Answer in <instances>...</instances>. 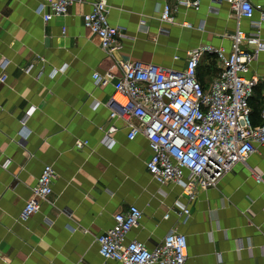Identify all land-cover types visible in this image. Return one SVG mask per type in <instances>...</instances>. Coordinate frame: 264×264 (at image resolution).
<instances>
[{
  "label": "crops",
  "instance_id": "crops-1",
  "mask_svg": "<svg viewBox=\"0 0 264 264\" xmlns=\"http://www.w3.org/2000/svg\"><path fill=\"white\" fill-rule=\"evenodd\" d=\"M95 1L75 0L67 14L44 21L41 0H0V66L9 61L5 71L0 67V77L6 75L0 80V264H118L100 255L97 237L131 205L143 216L127 240L152 249L175 230L187 237L185 264H262L264 186L252 172L264 167V144L189 201L181 185H162L150 175L148 141L143 134L129 140L123 120L114 121V144L101 142L114 86H98L92 75L119 77L120 63L130 60L184 68L191 49L212 45L228 52L238 26L264 39V0H254L263 6L253 19L238 17L228 0H200L198 7L178 6L174 23L162 22L159 13L175 0H102L109 22L121 27L112 53L83 23ZM243 47L253 51L254 45ZM219 71L217 57L204 53L200 81L208 85ZM248 76L257 78L249 103L258 125L264 50ZM77 139L88 145L77 148ZM46 164L55 172L52 194L39 212L21 219ZM178 203L190 210L186 221Z\"/></svg>",
  "mask_w": 264,
  "mask_h": 264
},
{
  "label": "built area",
  "instance_id": "built-area-1",
  "mask_svg": "<svg viewBox=\"0 0 264 264\" xmlns=\"http://www.w3.org/2000/svg\"><path fill=\"white\" fill-rule=\"evenodd\" d=\"M42 19L49 21L67 14L75 0H41ZM175 6L164 4L159 13L162 22L174 23L173 12L178 6L198 7L200 0H175ZM238 17L253 19L255 11L263 6L254 0H228ZM109 9L102 0H96L92 9L83 15L84 26L99 37L108 53L116 49L115 43L121 27L108 19ZM185 26H191L185 22ZM231 37V48L204 45L187 53L184 68H167L141 61L120 63L123 74L112 71L95 72L93 80L98 86L112 83L114 91L105 105L109 123L101 127V142L114 144L113 134L119 129L115 120L121 119L127 129V138L134 140L145 135L150 157L146 168L159 184L172 182L184 189L189 201L200 190L215 187L240 161H245L257 145L264 144V97L261 101V124L251 120L250 97L257 84L256 77L248 76L251 63L264 50V39L247 33L239 26ZM254 45L253 51L243 46ZM219 61V74L208 85L198 77V66L204 53ZM177 59L178 57L175 56ZM9 61L1 63L5 71ZM32 66L27 67L29 71ZM4 71L0 80L5 81ZM30 112L21 119L22 131H27ZM77 148L88 145L77 139ZM54 168L46 164L26 201L20 217L26 219L41 209L52 194ZM256 183L264 186V167L253 171ZM179 215L184 221L190 216L187 205L178 203ZM142 211L131 205L114 215V225L97 237L98 251L107 260L118 264H185L188 258L187 237L175 230L169 231L162 241L149 249L137 239L127 240L128 233L142 219ZM169 213L164 215L167 219ZM264 264V248L263 263Z\"/></svg>",
  "mask_w": 264,
  "mask_h": 264
}]
</instances>
